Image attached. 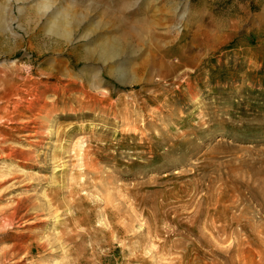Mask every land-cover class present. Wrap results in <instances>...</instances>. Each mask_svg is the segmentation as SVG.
Instances as JSON below:
<instances>
[{
	"label": "rangeland",
	"instance_id": "obj_1",
	"mask_svg": "<svg viewBox=\"0 0 264 264\" xmlns=\"http://www.w3.org/2000/svg\"><path fill=\"white\" fill-rule=\"evenodd\" d=\"M0 8V71L18 70L32 91L44 89L36 81L56 85L28 114L47 129L31 138L12 132L0 101V264H264V0H0ZM56 13L66 15V38L47 31ZM206 39L219 44L201 49ZM190 54L197 59L175 73L186 76L155 77L161 57L184 66ZM108 93L113 107L102 118L96 97ZM93 97L94 108L79 109ZM70 105L72 114L62 112ZM156 106L161 113H150ZM128 120L156 155L141 154L140 136L124 132ZM95 130L114 145L101 172L83 177L66 136ZM167 151L175 153L156 164ZM4 214L13 225L3 229Z\"/></svg>",
	"mask_w": 264,
	"mask_h": 264
},
{
	"label": "bare ground",
	"instance_id": "obj_2",
	"mask_svg": "<svg viewBox=\"0 0 264 264\" xmlns=\"http://www.w3.org/2000/svg\"><path fill=\"white\" fill-rule=\"evenodd\" d=\"M48 4L47 3H43L41 5L40 9H47ZM0 13H3V9L0 8ZM65 18L66 15L65 14H60V13H56V15H54L52 17V21L49 23L48 25V32L54 34V35H59L62 36L64 38L68 37L70 34L69 31V26L65 24ZM0 19L3 20V18L1 17ZM4 21V20H3ZM1 26L4 25V22L0 21ZM68 26V27H67ZM66 28L68 30H66ZM185 29V27H183ZM202 40L199 41H195L196 43L201 42ZM193 44V43H190ZM216 44H219L217 41H210L208 39H206V48L205 47H201V49H210V48H215ZM192 52V50H188L187 53ZM102 57L103 58H111L112 57V51H109V49H104L102 52ZM165 57H161L160 60L157 62V66L160 68L158 70V73L155 74V77H157L158 81H162L164 80V78H176L179 79L180 77H184L186 75H182V76H178L175 75V73L178 71L179 68H189L190 67V63H192V61H194L195 59H197V56H194L192 54L190 55H181V63L184 65H180V64H171L169 61L166 62L164 60ZM32 69H28V74H31ZM184 74V73H183ZM189 77V76H188ZM199 75L194 76L195 80L199 79ZM99 81V79L97 78L94 81V85L96 84V82ZM30 81L27 80L25 77H23L20 72L17 70L15 71L13 74H8V72L5 71H0V96H2V99H0V101L2 103H4L5 108H8L9 110H11V115H4L2 119H6L7 123L12 125L13 128H11L13 133H17L21 136H24L26 138H31L36 136V130L37 129H41V130H47L45 124L43 123H35L33 120H31V117L29 114V112H32L34 109H36V104L37 103H43L44 105L48 104L46 102V100L44 99V97L47 94V91L50 90L49 88L53 87L55 88L56 85L52 82H39L36 81L37 84L41 85L42 88L44 89H39L37 90V88L35 87L34 90L32 91V88L29 89H25L24 87H27V83H29ZM7 83L9 84V86H11L12 93L10 94L9 92H7L6 95H4L3 92V85ZM173 84V83H172ZM17 88V89H15ZM170 94L174 95L177 93V91H175V88L171 89V91L169 92ZM98 98V105L101 108V114H102V118H105L109 115L111 108L113 107V103L111 102V99L109 98V93H108V98L107 101H102L100 100V97ZM142 102V107L137 111L138 113L145 110L146 106V102L143 101L144 99H141ZM95 99L94 97L85 103H82V105L80 106V110H89L90 108L93 107V105H95ZM58 101H51L50 106H54L55 103H57ZM94 108V107H93ZM160 106H156L155 109H151L150 113H161L159 111ZM73 109L74 106L70 105L65 107L62 112H67L69 114L73 113ZM170 112H173V106L170 105ZM54 113V110H51L47 112L45 117H49ZM98 115V114H97ZM25 119V120H23ZM130 123H133V121H127V126L124 129L125 134L127 135L130 132H133L135 134V139H137L138 136H140L139 141H141V146L138 147V149L140 150L141 154L143 156H145L146 158H151L153 157V155H156L157 151L155 149L156 144H151L148 145L146 147L143 146V142L146 139V137L144 136V133H139L137 129H133L130 126ZM24 124H34V127H25L23 126ZM102 124L98 123V125H96L95 128H99L101 127ZM43 132V131H42ZM97 133V130L93 131V132H85L83 133V135L81 136H77L76 134H68L66 136L67 138V142H70V149H68L70 152H72V156H70V162L72 163L73 167L75 166V169H80L81 172L77 171L78 173H80V176H83L84 173L86 172V174H90V175H97L99 174L101 171L100 169H98V163L101 160V158L103 157V154L105 151L109 150L110 148H112L111 144L109 143L108 146L107 144H104L106 141L100 137H96L94 136ZM116 134V132H114ZM40 135V134H39ZM126 135H121V137L119 138V140H117V146H121L124 142H125V136ZM86 142H92L91 144L94 147H89V148H85V144ZM158 142H162V140L158 141ZM180 148L183 149V145H179ZM182 146V147H181ZM64 148V145L62 146ZM61 148V149H63ZM61 151V150H60ZM93 151H98L97 153H93ZM184 153L181 155L184 156L185 154H187V149L182 150ZM62 153L66 154L65 152L61 151ZM174 151H167L166 154H162L159 155V159L156 160V164L157 163H161L162 162V158L166 155H170V154H174ZM141 156L138 159H144V157ZM55 159H57L59 162L56 161V163H58V167H61L62 169H66V166H64L66 164L65 157L62 159H59L58 157H56ZM64 161V162H63ZM82 173V174H81ZM83 177H86V175H84ZM71 197V196H69ZM56 202V200H55ZM49 202H45V204H48ZM1 221H3L2 224V228H7L13 225V221L12 219H10V217H6V215H1ZM76 223H79L78 220H76ZM225 234V233H223ZM42 248L44 247L43 244L40 245Z\"/></svg>",
	"mask_w": 264,
	"mask_h": 264
}]
</instances>
